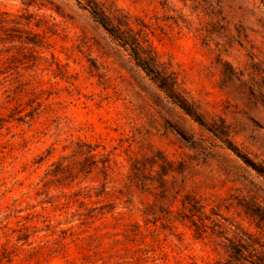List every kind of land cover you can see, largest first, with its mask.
<instances>
[{"label": "rangeland", "instance_id": "1", "mask_svg": "<svg viewBox=\"0 0 264 264\" xmlns=\"http://www.w3.org/2000/svg\"><path fill=\"white\" fill-rule=\"evenodd\" d=\"M97 1L196 119L84 1L0 0V264H252L264 251L263 0ZM29 31L43 46L23 44Z\"/></svg>", "mask_w": 264, "mask_h": 264}, {"label": "trees", "instance_id": "2", "mask_svg": "<svg viewBox=\"0 0 264 264\" xmlns=\"http://www.w3.org/2000/svg\"><path fill=\"white\" fill-rule=\"evenodd\" d=\"M79 4L80 1H84L83 7L86 8L91 16L94 18L96 22H98L106 31L107 33L116 41L118 44H120L123 47H127L130 50L131 56L133 57L134 61L138 64L139 67L148 75L150 78L157 84V86L167 95L169 99H171L176 105H178L180 108H182L184 111H186L188 114L192 115L191 110L188 108L184 98L181 96V94L175 89L174 83L172 80L167 76L166 74L162 73L161 71L157 70L153 64V59L150 56L147 55L142 48L139 46V42L136 39V36L134 33H132V30L125 29L122 30V21L116 19L118 22V26L114 25V20L102 9L101 5L97 0H76ZM264 4V0H263ZM31 16H27L26 19L29 23V19ZM7 20H0V24H2V27H5L7 24ZM29 36L26 37V39L23 41V44L27 46L34 47H41L44 44V38L39 33H34L29 31ZM30 48V49H32ZM193 116V115H192ZM194 119H196L195 116H193ZM198 121V120H196ZM183 207L188 208V210L191 212V223L193 226L196 227V238H202V234L206 231V226L203 224L202 226H199L194 219V216L196 213H199L203 206L200 204V200L197 199L195 196L191 194L185 195V197L182 200ZM202 223H204V219L207 218H199ZM227 239V237H226ZM250 239V238H249ZM252 242V246L255 245V238L250 239ZM247 252V249L245 247L235 248L231 257L236 259L237 257L244 258L247 257L245 254ZM250 261L252 264H264V251L257 253L256 248H252L249 252Z\"/></svg>", "mask_w": 264, "mask_h": 264}]
</instances>
